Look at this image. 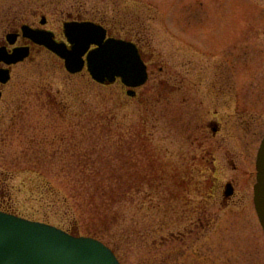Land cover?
Segmentation results:
<instances>
[{"label": "rangeland", "instance_id": "obj_1", "mask_svg": "<svg viewBox=\"0 0 264 264\" xmlns=\"http://www.w3.org/2000/svg\"><path fill=\"white\" fill-rule=\"evenodd\" d=\"M43 17L58 35L64 20L109 24L141 44L149 77L131 98L49 52L14 65L0 210L97 239L120 264H264V0H0V41Z\"/></svg>", "mask_w": 264, "mask_h": 264}, {"label": "water", "instance_id": "obj_2", "mask_svg": "<svg viewBox=\"0 0 264 264\" xmlns=\"http://www.w3.org/2000/svg\"><path fill=\"white\" fill-rule=\"evenodd\" d=\"M65 34L71 43L57 44L50 39L42 41L38 32L29 36L38 44L65 60L69 73L81 72L85 66L83 56L88 52L86 66L92 79L100 84H112L119 77L124 85L135 88L145 84L148 78L146 66L137 48L130 42L108 38L106 32L91 23L65 25ZM0 49V61L14 64L22 61L27 51L21 49L12 56H4ZM9 80V71L0 70V82ZM129 96L134 92L129 90ZM256 184L254 204L264 231V138L256 159ZM229 191V192H228ZM226 195L231 193L228 189ZM0 264H120L113 252L98 240L75 237L53 226L32 222L0 211Z\"/></svg>", "mask_w": 264, "mask_h": 264}, {"label": "flooded vegetation", "instance_id": "obj_3", "mask_svg": "<svg viewBox=\"0 0 264 264\" xmlns=\"http://www.w3.org/2000/svg\"><path fill=\"white\" fill-rule=\"evenodd\" d=\"M71 21H76V22H85L86 20H81V19H69V20H64L63 24L65 22H71ZM90 22H94L98 25H100L101 27H103L106 32H107V36H111L114 37L110 31V26L109 24H105L99 21H93V20H88ZM22 26L21 25L19 28L12 30L10 32H7L4 36V38L0 41V48L4 51H6L7 53H12L14 51V49H22V48H27L28 52H29V57L26 59H30L32 58V55L35 54L36 52H49L45 47L40 46V45H36L31 39L27 38L26 36H24L23 31H22ZM30 28H33L35 30H47L53 33V38L56 42H64L67 46H69V43L67 41V39L64 37L63 34V29H62V34L58 35L57 33H55L54 31H51L49 28H47L46 26V19L43 17L40 21L39 24L37 25H28ZM63 26V25H62ZM63 28V27H62ZM116 38H120L118 36H116ZM124 40L127 41H131L132 43H134L142 57V59L144 60V62L147 65V60H148V55L143 53V49L141 48V44L137 41V40H131L130 38H122ZM93 48V46L91 47ZM51 53V52H49ZM53 56H55V58H57L59 61H61V63L63 62L60 58H58L56 55H54L53 53H51ZM14 66H7L5 65L3 62H0V69H9L12 72V68ZM3 84L0 83V92L2 93V88H3ZM126 90V88H125ZM230 185H229V189H230ZM231 191V189H230Z\"/></svg>", "mask_w": 264, "mask_h": 264}]
</instances>
